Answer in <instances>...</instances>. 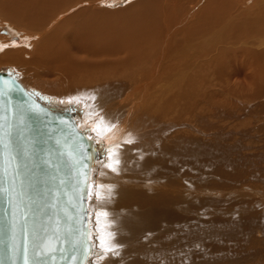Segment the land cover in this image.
Segmentation results:
<instances>
[{
  "label": "bare ground",
  "instance_id": "obj_1",
  "mask_svg": "<svg viewBox=\"0 0 264 264\" xmlns=\"http://www.w3.org/2000/svg\"><path fill=\"white\" fill-rule=\"evenodd\" d=\"M111 1L119 0H0V26L15 39H0V66L15 67L26 80L43 72L61 78L72 73L65 69L74 68L81 53V61L93 60L91 69L106 67L104 77L115 83L107 80L97 90L77 84L51 92L50 98L39 95L40 102L56 110L77 105L81 111L75 121L98 151L88 194L93 248L87 264H155L161 258L174 264L179 260L176 249L192 239L203 241L201 230L190 225L202 216L194 217L193 197L203 195L199 208H207L205 194L211 192L204 185L213 184L212 174H221L207 143L173 133L182 126L174 108L178 118L190 111L183 102L205 113L214 95L208 91L213 80L237 77L246 69L251 78H264V0H127L115 9L98 4ZM83 4L95 9L98 4L102 14L117 16H110L108 26L100 12ZM126 89L125 105L112 101ZM108 101L113 103L106 105ZM119 111L123 113L117 116ZM165 115L173 120L163 123ZM103 142L109 156L101 158ZM179 157L189 165L178 168ZM197 171L212 176L195 184L180 179ZM179 183L182 195L187 192L184 197L194 193L187 201L177 198ZM198 245L202 251L208 248ZM202 251L194 255L198 263H192L202 264Z\"/></svg>",
  "mask_w": 264,
  "mask_h": 264
},
{
  "label": "rangeland",
  "instance_id": "obj_2",
  "mask_svg": "<svg viewBox=\"0 0 264 264\" xmlns=\"http://www.w3.org/2000/svg\"><path fill=\"white\" fill-rule=\"evenodd\" d=\"M126 2L127 0H119L118 2L111 1L98 4L100 5V8L115 9L116 7L118 8V6L125 5ZM98 4L97 9H95V5L91 6V4H83V7H91L90 9L93 10V12H97V14L100 12L101 14L99 13V15L103 18L105 17L104 19L106 20V22H104V20L100 19L101 22L106 23L108 26L112 25L113 22L110 20V16L117 15H111L112 13L108 14L105 12L102 14L103 12L98 10ZM9 34L10 33L7 31L6 27L1 25L0 39H11L12 41H15V39H13L14 35ZM76 56V63L73 64L74 68H71V70L65 69L67 73H72L70 75L64 73L61 78L55 74L53 75L43 72L44 76L41 75L36 78V80L32 79V77V81L26 80L20 70L6 65L0 66V71L15 76L22 85L24 84L23 86L26 90L29 89L27 88L29 85L32 90L28 91L38 100H41L39 95L45 93L47 94V97H49L50 95L48 94L51 92L58 94L62 91H66L68 87L73 88L77 84L81 85L82 89L90 87L88 88L90 90H93L94 88V90H97L99 85L105 86L104 83L107 80H110L104 77L106 67L102 65L98 68L91 69L93 66V60L88 58L87 61H81L83 56V54L81 56V53L76 54ZM87 62H89V64ZM82 63L86 68H83ZM232 67H235L234 69L237 68L236 65H233ZM110 71L112 72V70ZM245 71L248 70H244L243 73L245 74L240 73L237 77L231 75L230 78L229 76L226 78V76H224L212 81V86H210L208 91L214 95L209 99L211 101H209L208 112L200 113L199 107L193 108L191 105H184L188 103L183 102V107L190 111H186L187 113H181L182 115L178 118L176 117L178 113L177 109L174 108V118L178 123H181L180 125L182 126H179L177 132L173 133H176L175 135L178 134V136L194 137L195 142L202 139L205 144L207 143L205 146H208V149L210 148L211 151L217 155L215 166L216 170L218 168L221 173L218 175L211 173L214 175L211 178L212 180H210L212 175H209L210 177L208 178L206 177L208 175L204 173L202 174L199 171L194 172L196 176L199 175V177H196L195 174L192 173L194 175L190 174L189 176H183L184 178H180L181 180H185L186 177L194 184L197 182L202 183L203 181L207 182L208 180L214 182L213 184L204 185L206 188H210L211 192L209 195L205 194V196L208 197L207 200H209V202L205 204L207 205V208H199L201 202L198 203V201L203 199V195L195 194L193 197L194 203L192 205L195 210L193 207L192 209L194 211V217L196 216L199 218L201 215L202 216L196 221L197 224L193 222L190 225L201 230L203 235L199 237H201L203 241H199L198 238L194 240L192 239V242L186 243L179 249H176L178 251L176 256L179 259L177 261L179 264L198 263V261L196 260L195 262L194 259L196 252L202 251V248L198 247V244H203L205 248L208 247V251L205 249L201 253H197V255L199 253L202 255L204 254L201 256L202 258L200 262L202 264H225V262L229 264H264V78H251V75L249 76ZM106 75L109 74L107 73ZM99 77H101V79L95 80ZM114 80L110 81L115 83ZM219 81L220 83H218ZM31 84H38V87L33 88ZM76 88L78 87L76 86ZM79 93L81 94L80 91ZM129 93L130 91L126 89L121 95H119V97L117 96V98H114L112 101L114 102L119 99L122 100V104L125 105L124 98H126ZM53 97L57 98L56 94H54ZM131 97V95L128 96L129 99ZM71 99L75 98L71 97ZM200 100L203 99L197 98V103L200 102ZM112 101H108L105 104L108 105L109 103H113ZM126 101V106H123V112L129 106L128 100ZM56 102H60V100H56ZM74 106L76 107L77 105H73V107L70 108L69 106H66V108L67 110L71 109L75 116L79 114L77 112H80L81 109L77 106L76 108L78 110H76ZM66 108L64 110H66ZM122 113L119 111L116 115L119 116ZM165 116L168 118L164 117L162 121L163 123L169 121V119L173 120L172 118H169V115ZM103 123V121H100L99 125ZM183 125L185 126L183 127ZM88 130L90 129L88 128ZM102 145L104 146V142ZM192 147L197 146L192 145ZM107 149L108 147L106 148V146H104V149L100 152L102 155L101 158L109 156ZM178 160V168L181 164H184V166L189 165L187 161H181V157H179ZM203 168L204 170L208 169L204 166ZM166 179H169V176H167ZM161 187L163 186H158L157 190L161 189L164 191L165 188ZM183 188L184 186L179 183L177 198H182L187 194V192H184L182 195L180 190ZM147 191L150 192V190ZM157 193L160 192L158 191ZM153 194L152 191V195ZM192 195L188 196L191 198ZM190 198H186V201ZM162 199V196H157V201L161 202ZM181 206H184V204ZM176 210L178 209L176 208ZM211 219L214 221L212 222L214 224L210 223ZM209 223L211 224L210 226ZM188 226L189 223H187V227ZM181 227H183V230L187 228L186 225L183 224ZM212 227H214V229H212ZM209 230L217 231L213 234L211 233V235ZM165 236L167 237L169 234L166 233ZM204 243L207 245L205 246ZM174 250L175 249L173 248L172 252H174ZM196 258L198 259V257ZM157 260L159 263L155 262V264H173L171 260L170 263H167V260L163 258ZM91 262L94 264V260H91Z\"/></svg>",
  "mask_w": 264,
  "mask_h": 264
},
{
  "label": "water",
  "instance_id": "obj_3",
  "mask_svg": "<svg viewBox=\"0 0 264 264\" xmlns=\"http://www.w3.org/2000/svg\"><path fill=\"white\" fill-rule=\"evenodd\" d=\"M97 156L71 110L0 71V264H87Z\"/></svg>",
  "mask_w": 264,
  "mask_h": 264
},
{
  "label": "snow or ice",
  "instance_id": "obj_4",
  "mask_svg": "<svg viewBox=\"0 0 264 264\" xmlns=\"http://www.w3.org/2000/svg\"><path fill=\"white\" fill-rule=\"evenodd\" d=\"M101 243L103 244V241H101ZM108 251H111V249H109Z\"/></svg>",
  "mask_w": 264,
  "mask_h": 264
}]
</instances>
